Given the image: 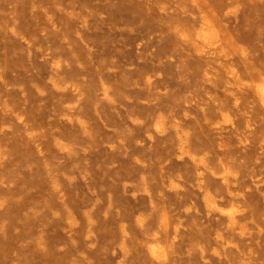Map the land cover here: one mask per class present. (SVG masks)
Masks as SVG:
<instances>
[{"label":"rangeland","instance_id":"obj_1","mask_svg":"<svg viewBox=\"0 0 264 264\" xmlns=\"http://www.w3.org/2000/svg\"><path fill=\"white\" fill-rule=\"evenodd\" d=\"M264 0H0V264H264Z\"/></svg>","mask_w":264,"mask_h":264},{"label":"bare ground","instance_id":"obj_2","mask_svg":"<svg viewBox=\"0 0 264 264\" xmlns=\"http://www.w3.org/2000/svg\"><path fill=\"white\" fill-rule=\"evenodd\" d=\"M261 94L263 95V98H264V89H263V90H261Z\"/></svg>","mask_w":264,"mask_h":264}]
</instances>
